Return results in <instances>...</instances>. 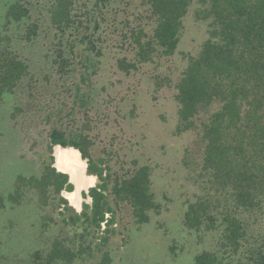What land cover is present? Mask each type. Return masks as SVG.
I'll use <instances>...</instances> for the list:
<instances>
[{"label": "trees", "instance_id": "obj_1", "mask_svg": "<svg viewBox=\"0 0 264 264\" xmlns=\"http://www.w3.org/2000/svg\"><path fill=\"white\" fill-rule=\"evenodd\" d=\"M26 1L13 0L5 18L9 23L25 21L23 39L32 42L40 27L29 22L32 8ZM43 1L50 26L56 31L53 62L58 72L62 77L68 75L75 61L84 70L80 73L82 85L76 86L74 94L81 100L91 64L102 60L113 39L120 48L127 43L133 50L132 58L124 56L117 61L118 68L128 75L140 65L174 56L184 18L197 2L195 17L207 25L208 37L199 54L190 59L175 96L180 106L177 133L193 132L197 138L195 148L186 151L184 165L199 192L186 202L183 223L198 234L218 237V250L201 252L195 264H264V0H142L150 30L141 23L133 24L131 16L136 13L123 17L129 0L125 4L119 0ZM28 70V64L10 46L0 48V97L14 93ZM157 78L152 79L158 82ZM71 116L70 111L67 117ZM92 145L86 135L68 137L54 128L47 147L49 164L41 176L17 179V193L23 191L20 196L35 191L39 202L45 203L52 191L59 205L69 210V201L61 193L73 192L74 186L67 174L54 167L53 149L61 146L78 150L87 162V175L98 181L82 192L91 204H83L81 213L65 217L61 212L65 223L84 226L79 246L71 248L66 239H56L47 252H34L31 264H73L86 252L92 256L91 230L99 232L106 226L100 247L109 240L116 221L111 195L117 205L131 207L138 224L149 223L150 214L160 212L149 166L113 174L103 159H93ZM4 207L5 198L0 194V210ZM109 261L105 254L100 264Z\"/></svg>", "mask_w": 264, "mask_h": 264}, {"label": "rangeland", "instance_id": "obj_2", "mask_svg": "<svg viewBox=\"0 0 264 264\" xmlns=\"http://www.w3.org/2000/svg\"><path fill=\"white\" fill-rule=\"evenodd\" d=\"M12 2L0 0V48L10 46L29 70L14 93L0 97V194L5 198V207L0 210V264H31L30 256L37 250L47 252L56 239H66L71 248L81 242L84 226L67 224L63 218L81 213L83 204H91V199L83 198L82 209L77 211L70 202L69 210L60 206L52 191L45 203L39 202L38 192L17 193L19 177L41 176L49 164L47 147L54 128L68 137L86 135L93 143V159H103L113 174L149 166L153 191L161 205L160 212L150 214L149 223L138 224L131 207L117 205L111 195L116 221L109 240L98 247L99 238L106 236L102 232L106 226L103 224L99 232L92 229L93 255L86 252L73 264H100L105 254L110 256L106 264H195L201 252L218 250L216 234H198L183 223L186 202L193 201L199 192L184 165L186 151L195 148L197 138L193 132L177 133L180 106L175 96L190 59L199 54L208 37L207 25L195 17L197 2L184 18L174 56L140 65L128 75L118 68L117 61L124 56L132 58V48L127 43L120 48L115 39L110 41L105 49L108 53L91 64L82 86L84 101L74 97L76 86L82 85V66L75 61L72 71L62 77L53 62L56 31L50 26L44 1H26L32 8L29 22L40 27L32 42L23 39L25 21L6 20ZM128 2L123 17L136 13L131 16L133 24L141 23L150 30L142 0ZM138 15H142L140 21ZM155 76L158 82L152 79ZM70 111L72 116L67 117Z\"/></svg>", "mask_w": 264, "mask_h": 264}, {"label": "bare ground", "instance_id": "obj_3", "mask_svg": "<svg viewBox=\"0 0 264 264\" xmlns=\"http://www.w3.org/2000/svg\"><path fill=\"white\" fill-rule=\"evenodd\" d=\"M54 155L56 169L59 172L68 174L75 185V190L73 192H64V196L72 206L80 210L83 202L82 192L92 187L96 182V178L95 176L87 175V162L82 160L78 150L56 146Z\"/></svg>", "mask_w": 264, "mask_h": 264}, {"label": "crops", "instance_id": "obj_4", "mask_svg": "<svg viewBox=\"0 0 264 264\" xmlns=\"http://www.w3.org/2000/svg\"><path fill=\"white\" fill-rule=\"evenodd\" d=\"M61 173H64V172H61ZM64 174H66V173H64ZM67 175H68V174H67ZM68 176H69V175H68ZM95 178H96V177H95ZM70 179H71V178H70V176H69V182H70ZM96 182H97V179H96ZM96 182H95V184H94L92 187L96 186ZM70 183L74 186V190H75V185L72 183V181H71ZM90 188H91V187H90ZM90 188H89V189H90ZM86 191H87V190H86ZM86 191H85V192H86ZM64 192H67V191H64ZM73 207H74V206H73ZM74 208H75V207H74ZM75 209H76V208H75ZM81 209H82V204H81ZM81 209H80V210H81ZM76 210H77V209H76ZM80 210H77V211H80Z\"/></svg>", "mask_w": 264, "mask_h": 264}, {"label": "water", "instance_id": "obj_5", "mask_svg": "<svg viewBox=\"0 0 264 264\" xmlns=\"http://www.w3.org/2000/svg\"><path fill=\"white\" fill-rule=\"evenodd\" d=\"M54 148H55V147H54ZM53 156H55V155L53 154ZM54 167H55V164H54ZM55 168H56V167H55ZM57 171H59V170H57ZM70 182H71V179H70ZM72 183H73V182H72ZM87 191H88V190H87ZM87 191H86V192H87Z\"/></svg>", "mask_w": 264, "mask_h": 264}]
</instances>
